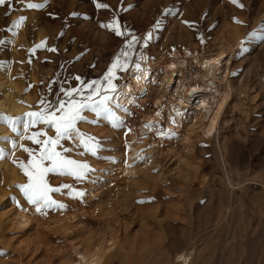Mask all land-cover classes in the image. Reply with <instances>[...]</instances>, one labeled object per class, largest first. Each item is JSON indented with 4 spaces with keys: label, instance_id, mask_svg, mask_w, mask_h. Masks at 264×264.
Listing matches in <instances>:
<instances>
[{
    "label": "rangeland",
    "instance_id": "rangeland-1",
    "mask_svg": "<svg viewBox=\"0 0 264 264\" xmlns=\"http://www.w3.org/2000/svg\"><path fill=\"white\" fill-rule=\"evenodd\" d=\"M27 3L44 7L27 9ZM96 3L109 7L98 9ZM238 3L243 7L229 0H9L0 5V105H5L0 114L12 118L24 119L25 113L43 107L22 99L20 112L9 110L3 94L7 86L1 84L7 78L14 95L9 101L26 81L24 90L35 85L56 106L68 100L62 88L81 89L82 95L74 94L77 100L89 94L86 85L93 81L107 88L103 74L117 59L127 62V70H114L116 92L119 77L133 64L139 62L142 68L147 58L154 60L158 54L178 59L225 34L234 43L243 41L234 82L246 86L244 96L233 97L235 110L227 116L221 151L188 111L184 128L190 141L183 143L174 135L134 133V122L123 121L119 129L103 118L88 123L97 117L85 110L86 120L76 127L100 142L97 154L85 152L77 139L61 140L56 150L93 171L82 182L54 173L47 177L53 187L69 184L85 195L69 197L68 189L51 193L66 207L46 209L45 214L37 213L19 191L27 177L14 161L27 163L29 156L17 141L8 140L10 146L17 145L0 159V264H77L110 243L114 245L105 252L107 264H176V253L186 255L184 264H264V41L249 38L264 23V0ZM21 17L23 23L15 27ZM113 20L123 35L101 27ZM149 33L151 39L145 42ZM41 42L44 46L36 47ZM51 48L56 51H48ZM36 61L50 74L43 77ZM0 129V140L8 139L11 129L3 123ZM36 131L55 137V130L42 123L23 135ZM23 145L33 152L40 147L28 139ZM138 153L143 160L137 159ZM24 208L30 217L21 225L17 218Z\"/></svg>",
    "mask_w": 264,
    "mask_h": 264
},
{
    "label": "bare ground",
    "instance_id": "bare-ground-1",
    "mask_svg": "<svg viewBox=\"0 0 264 264\" xmlns=\"http://www.w3.org/2000/svg\"><path fill=\"white\" fill-rule=\"evenodd\" d=\"M242 44V40L237 39L234 43L230 40L229 34H225L213 44L204 41L198 51L187 52L185 55L183 54L184 56L178 57V59H174L168 54H158L157 57H154V60L149 59L150 57L144 58L146 61H144L141 68L143 71L140 72L134 71L135 64H133L123 77H119L117 82L118 90L114 94V96L119 97L117 102L126 106L128 112L117 109L112 104L116 115L121 121L134 122V133L138 132L137 134L139 135L142 132L141 130H144L145 135L152 137L161 136L158 135V132H164L170 134L165 135L166 138L174 135L181 142L189 143L190 138L184 128L188 118L186 112L188 111L190 116L192 115L193 118L199 120L207 129L209 138L211 136L212 142L221 151V147L225 143V136L228 134L229 120L227 116H233L235 110L233 97L234 95H243L246 90L244 84L239 83L236 86L234 82L237 78L234 69L239 59V50ZM34 64L43 77L50 74V70L41 65V62L38 64L36 61ZM137 76L140 77L139 80L136 79ZM21 79H23L22 76ZM10 81L11 79L7 78L1 83L2 86H7L3 94L6 95L7 108L9 110L20 112L24 108L22 99L32 104L33 107H43L42 100L44 103H48L46 101L47 95L39 93L36 90L37 86L32 85L29 88L32 90L26 91L23 89L26 81L22 82L21 80H19L21 81V86L17 90L16 97L9 101L10 97L14 96L11 91ZM0 106L5 105L1 103ZM40 110L38 109L37 111ZM174 110H179L181 115H176ZM158 112L159 115H157ZM170 117L174 118L175 124L170 122ZM149 122L154 124L151 130L144 127ZM18 128L21 133L18 131V133L12 132L8 139L0 140V150L2 152L9 153L12 151L13 148L7 143L8 140L10 142L17 141L18 148L24 146V139L21 138L24 130L20 129L23 128L22 126ZM0 131L2 130L0 129ZM225 184L228 188H233L232 181L226 180ZM29 217L28 208H24L18 213L17 221L19 224L25 225ZM113 245L110 243L104 248L96 249L87 259H82L77 264H107L105 252H109ZM131 249V251L134 250L132 247ZM185 256L176 253L174 257L176 264L186 263L187 258Z\"/></svg>",
    "mask_w": 264,
    "mask_h": 264
},
{
    "label": "snow or ice",
    "instance_id": "snow-or-ice-1",
    "mask_svg": "<svg viewBox=\"0 0 264 264\" xmlns=\"http://www.w3.org/2000/svg\"><path fill=\"white\" fill-rule=\"evenodd\" d=\"M230 3L234 4L236 7L242 8L243 5L238 3V0H229ZM9 3V0H0V5ZM27 9H40L43 8V4L27 3L24 5ZM98 9H107L109 6L104 3H96ZM127 9H125L126 11ZM24 21V17H21L19 21L15 22V27H19ZM187 24L189 27L192 25L188 21H182ZM101 27L108 28L109 30H114L117 36H121L124 33L120 31L119 25L116 20H113L110 24L101 25ZM159 27V23L157 24ZM151 33L145 37V42L151 39ZM250 39L264 41V23H262L259 30L254 31L249 35ZM136 37H132V41H135ZM3 43V41H0ZM44 46V42H41L40 45L36 47L41 48ZM132 42L130 41L125 47L128 49L132 48ZM34 51L33 50H30ZM48 51H56V49L51 48ZM126 58L128 57V52L122 53ZM143 59V57H141ZM120 68V70H127V62L120 63L119 59L112 64L108 69V72L105 74L103 79L107 81L108 87L101 89L99 82L93 81L90 84L86 85L88 89H91L87 96H84L82 100L75 99L74 94L82 95L81 89H70L64 90L61 89L65 97H68V100H59L56 106L52 104L44 103L42 100L41 103L44 104L43 108L40 111H30L24 114L25 118L21 119L19 117L12 118L3 114H0V123L6 124L12 132H17L18 127L22 126L24 133L28 132L29 127H33L38 123H42L46 126L51 127L55 130V137H48L44 131H36L30 135L21 134V138L30 140L33 144L39 145V151L33 152L28 148L22 147V150L26 152L29 156L27 163L23 161H14L17 166L20 168L22 173L27 177V182L19 185V191L22 193L27 202L35 207V211L39 214H45L46 209H64L66 206L62 203L57 202L51 197V193H59L62 189H68L67 195L72 198H82L85 193L82 191H76L69 184H63L59 187H53L49 184L47 177L49 173L58 174L61 176L67 175L72 177L77 182H82L89 172H92L93 169L89 167L86 163H81L74 159H69L64 157L61 152L57 151V147L60 146V141L65 139H77L81 146L84 147L85 152H90L92 155H96L97 151L100 148V142L96 140L95 137L85 136L82 134L76 127L78 121H85L86 118L82 113L85 110H88L95 114L97 117L96 120L87 121L88 123H98L99 118H103L105 121L109 122L111 127L114 129H119L124 127L123 121H121L113 111L111 104L115 105V108L120 109L124 112H128L126 106L118 103V96H114L116 93L115 86L112 85V80L115 79L114 70ZM134 71L140 72L141 69L140 63L137 62L134 67ZM79 80V77H76ZM136 79H140L139 76ZM83 83V82H81ZM96 85L94 88L93 86ZM103 92V94H101ZM99 96V99L95 97ZM52 109V110H50ZM176 115H181L179 110H174ZM59 113V115H57ZM131 114V113H128ZM159 115V112L157 113ZM170 122L175 124L174 118L170 117ZM154 126L153 122L144 125V127L151 130ZM158 135H170L164 132H158ZM44 137V139H40ZM12 147L15 148L16 144L13 142ZM127 148V145L125 146ZM63 151H69L67 148H64ZM5 154L0 151V159H3ZM138 160H143L144 157L142 154H137ZM49 162L47 166L45 162ZM110 162H115L114 160ZM127 164V161H125ZM130 166V165H129ZM0 255L4 253L0 252Z\"/></svg>",
    "mask_w": 264,
    "mask_h": 264
}]
</instances>
